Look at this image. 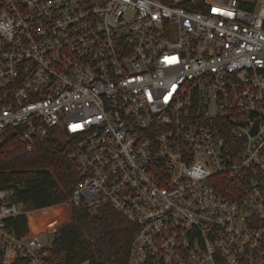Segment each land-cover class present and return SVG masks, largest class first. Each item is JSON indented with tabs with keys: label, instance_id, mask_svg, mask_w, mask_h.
I'll use <instances>...</instances> for the list:
<instances>
[{
	"label": "built area",
	"instance_id": "built-area-1",
	"mask_svg": "<svg viewBox=\"0 0 264 264\" xmlns=\"http://www.w3.org/2000/svg\"><path fill=\"white\" fill-rule=\"evenodd\" d=\"M50 139L69 204L136 226L127 264H264V0H0V161ZM22 188L2 264H48Z\"/></svg>",
	"mask_w": 264,
	"mask_h": 264
},
{
	"label": "trees",
	"instance_id": "trees-1",
	"mask_svg": "<svg viewBox=\"0 0 264 264\" xmlns=\"http://www.w3.org/2000/svg\"><path fill=\"white\" fill-rule=\"evenodd\" d=\"M72 149L71 143L50 139L40 143L35 153L17 146L8 158L0 161V169L10 170V173L0 174L3 179L23 184V188L16 192L15 201L23 203L28 212L49 208L43 213L45 218L57 215L59 211L53 215L51 210L69 200L78 182L69 159ZM71 207L74 221L55 231L47 263L127 264L136 226L111 205ZM29 216L30 227L38 230L34 214ZM9 223L20 235L32 237L25 215L11 219ZM2 257L0 250V264Z\"/></svg>",
	"mask_w": 264,
	"mask_h": 264
},
{
	"label": "rangeland",
	"instance_id": "rangeland-1",
	"mask_svg": "<svg viewBox=\"0 0 264 264\" xmlns=\"http://www.w3.org/2000/svg\"><path fill=\"white\" fill-rule=\"evenodd\" d=\"M51 211L53 212V215H55L56 212L58 211L59 212L57 215L53 216L52 218H45L46 215L45 214L43 215L44 211H34L32 213L34 214V218L36 222L35 224L38 226V230L36 231L32 227H30L29 224L30 216L28 217V225L31 231L33 230V234H36L37 237L46 246L52 245L53 240L55 239V231L57 229L62 228L66 225H70L74 221V215H73L72 207L69 204V201L59 206H56L55 210H51ZM46 227H47L46 232H42V230ZM82 264H90V263L84 262Z\"/></svg>",
	"mask_w": 264,
	"mask_h": 264
}]
</instances>
